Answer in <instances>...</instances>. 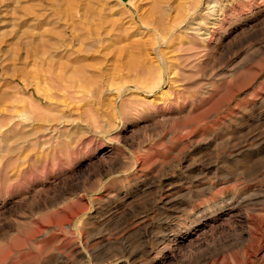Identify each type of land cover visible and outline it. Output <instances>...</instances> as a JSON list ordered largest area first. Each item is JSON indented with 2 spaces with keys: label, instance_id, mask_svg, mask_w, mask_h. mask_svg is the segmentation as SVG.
Wrapping results in <instances>:
<instances>
[{
  "label": "rangeland",
  "instance_id": "1",
  "mask_svg": "<svg viewBox=\"0 0 264 264\" xmlns=\"http://www.w3.org/2000/svg\"><path fill=\"white\" fill-rule=\"evenodd\" d=\"M0 264H264V0H0Z\"/></svg>",
  "mask_w": 264,
  "mask_h": 264
}]
</instances>
